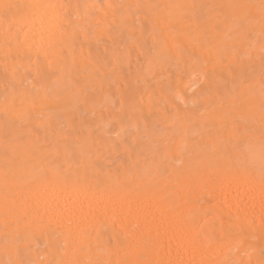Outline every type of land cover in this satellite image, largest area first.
I'll return each mask as SVG.
<instances>
[{"label":"bare ground","instance_id":"obj_1","mask_svg":"<svg viewBox=\"0 0 264 264\" xmlns=\"http://www.w3.org/2000/svg\"><path fill=\"white\" fill-rule=\"evenodd\" d=\"M262 7L0 0V264H264Z\"/></svg>","mask_w":264,"mask_h":264},{"label":"snow or ice","instance_id":"obj_2","mask_svg":"<svg viewBox=\"0 0 264 264\" xmlns=\"http://www.w3.org/2000/svg\"><path fill=\"white\" fill-rule=\"evenodd\" d=\"M4 7L8 8L11 6L10 5H4ZM262 13H264V7H262ZM262 117H264V106H262ZM262 176H264V156H262Z\"/></svg>","mask_w":264,"mask_h":264}]
</instances>
